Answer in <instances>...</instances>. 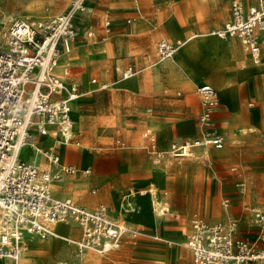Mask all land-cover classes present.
<instances>
[{"label":"rangeland","instance_id":"1","mask_svg":"<svg viewBox=\"0 0 264 264\" xmlns=\"http://www.w3.org/2000/svg\"><path fill=\"white\" fill-rule=\"evenodd\" d=\"M136 1L138 8L137 26L140 29H151L152 31L150 30V32H154V37L166 35L169 41L177 42L178 40L184 41L193 34H209L211 29L222 26L227 20L233 0H215L205 4L203 3L200 7L201 12L199 17L196 16L193 10H190V5H188L189 0H181V10L186 17L187 25H181L178 16L172 13L170 18L163 23L162 31H164V34L157 30L153 31L155 29L154 24L161 18L165 4H170L172 0H144V3H142L141 0ZM240 1L243 2L245 6L246 4L249 5L255 2V0ZM68 2L69 0H0V10L3 12L0 13V21L3 23L2 27L8 29L18 19L47 20L63 13ZM175 2L176 0H173L170 5L171 8L172 6L174 8ZM173 8L172 12H174ZM30 10L36 15L35 18L29 16ZM128 16L135 19L134 16ZM3 17L10 18L3 20ZM147 23H149L150 27ZM150 32L145 33L141 37H125V40H128L126 46L129 50L121 56L124 59L122 62H120L119 58H116L113 62L111 61L110 64L103 66L100 70L90 72L89 75L87 60L91 56L90 55L86 59L80 60L83 62L84 70L79 67L72 69L85 91H89V86L87 85L89 79L92 78L96 80H106L112 84V87L110 92L89 91L76 102L75 108L72 110V119L74 118L73 120L84 122L83 125H87L88 128L83 127L79 130V125L76 124L77 126L73 129V132L75 135L78 134L76 136L77 140L72 143L73 145H69H72V147L80 151L89 152L93 154L95 158L96 151L89 150L92 147L97 148V146L94 145V140L102 146L114 147L110 138L119 131L120 134L124 133L128 135L130 145V147L125 146L124 148L118 149L119 151L130 148L132 151L140 152L137 148H143L142 150L145 157L142 162L153 169L149 184L150 191L154 190L153 193L155 196L152 197L150 191L147 193L134 191L126 195L123 200L119 202V206L117 205V211H119L118 215L120 214V216H122L121 219L126 221L123 214L133 219L135 215L140 214L143 210H150V213L146 214L144 217L153 216V218L156 219V213L151 202L153 198H157L164 208L166 205L162 203L160 196H170L171 191L169 186L177 185V183L178 185L183 184L184 190L179 191V198L176 200L181 210L174 216V222L169 228L174 230L175 237L160 240L158 233L148 232L141 226L129 224L126 226L139 228L144 233V235H139L133 240L135 243L134 246L128 245L131 239L127 237L128 242L124 244V247L120 251L103 257L94 255L96 258L95 262H89L85 257L86 264H164L163 262L157 261V256L164 255L166 252H168V254L169 252H173V256L169 255L171 259L177 255L176 264H190V253L184 246L186 243L185 236L187 234L182 232L179 228L184 226V228L189 229L188 220L193 214L203 215L209 221L222 217L224 212L220 208V193L225 192V189H228L227 191L230 189V186H225V184L231 183V181H229L230 179L227 180V171L229 172V167L232 164L242 165L251 170V174H248V179L250 181L248 182V189L246 192V200L249 206L257 207L264 204V178H259L264 174V162H261L264 160V44L262 45L260 53L261 64L255 69L253 74H248L246 73V67H243V69L239 67L240 61L243 58L239 42L235 39L219 41L223 46H227L231 41H234L239 48V54L236 56L232 57L228 55V57L235 62L234 69L236 73L244 75L239 80L234 79L235 82L229 80L232 79L230 77L223 79L220 73L221 70L218 67V62H215V59H211L203 54L193 56L195 57L194 59L191 60V58H193L191 57L188 60L187 67L189 70L182 69L175 65L173 61L175 58L160 63L156 67H145L142 64L140 65L139 62L142 60V55L144 53L154 52L153 48L158 40L154 38ZM207 39H212V37H207ZM223 42H227L228 44L225 45ZM118 44L121 48L122 45H124L123 42ZM127 54H131V58L127 57ZM83 55L85 54L70 50L68 58L72 64L74 62H79L80 56ZM62 57H60V59ZM129 62L137 63L135 68L137 81V77L141 79L144 75L143 78L147 83V89L142 91V93L132 94L125 91L130 90L137 92L139 91V86L135 89L127 86L122 87L125 89L124 91H116L113 88V84L119 80L117 72ZM100 71H104L101 78L99 76ZM230 71H233V69ZM192 77L200 79V82H197L198 84H192L189 82V78L191 79ZM177 80L180 82L187 80L185 83L187 88H170L178 85ZM201 83L211 84L217 90L218 98H221V102L225 106H221L219 113L215 116L217 119L215 123V133L222 137L224 142L223 149L221 151H211L212 156L209 159L211 163L200 158L189 160L184 163L182 161L183 165L181 167L175 165L170 166L168 162L162 167L153 164L148 150L142 146L140 147V131L143 128L153 131L155 133L154 138L163 149L167 148L166 141H168V138L163 136L164 130L159 127L160 125L171 132V134H169L171 136L168 144L172 141L179 140L182 134V136L186 137L195 135L196 129L199 133V125L197 122V115L200 107L199 99L195 95V89L188 87H194ZM229 84H231V86H228ZM228 108L230 109L228 110ZM157 123L160 125L158 126ZM219 126L223 128V132L221 133L216 130ZM132 139L134 140L131 142ZM77 142L80 143V145L76 146L75 144H77ZM63 148L64 146L62 145L61 150H63ZM101 153L102 150L99 151V154ZM31 156L35 157V152H31ZM41 168L43 169L44 167L41 166ZM159 171H162V173ZM56 182L61 181H54L53 183ZM63 182H66V179L58 184L62 185ZM233 189L240 194L235 185ZM143 190L144 188L139 189V191ZM130 196L136 197L138 204L141 205V212H137L135 209L125 208V203L129 200ZM253 200L261 201L254 203ZM76 202L82 204L79 201ZM230 206L231 209L226 213V217L232 214L235 216L234 219L237 221L238 228H240V226L247 227V229L240 228L238 232L239 236L247 240V235L254 234L257 239L258 228L253 223L251 216H249L248 213L236 215L239 207L234 203ZM169 210V213H171L172 210ZM163 218L164 217L161 215L159 219L162 221ZM132 219L131 221H135ZM70 224L72 226L74 225L73 223ZM151 224L153 225V223ZM63 241H61L62 243L55 239L45 241L51 244L54 243L57 251L53 252L51 249L47 254L31 257L27 264H55L63 260H68L69 264H72L74 262L73 249L67 251L65 247H62ZM164 241L171 242V246L166 245ZM182 241L183 243L181 244ZM257 244L262 246L259 242H257ZM28 253H30V251H28ZM4 264L6 263L4 262ZM170 264L173 263L171 262Z\"/></svg>","mask_w":264,"mask_h":264},{"label":"built area","instance_id":"2","mask_svg":"<svg viewBox=\"0 0 264 264\" xmlns=\"http://www.w3.org/2000/svg\"><path fill=\"white\" fill-rule=\"evenodd\" d=\"M87 1L70 0L67 9L52 18L18 19L8 29L0 30V261L16 264L24 251L25 236L47 240L54 237L58 224L73 223L80 231L77 240L63 238L73 249L75 264H82L88 252L106 255L118 249L124 238L133 241L140 235L111 217L102 205L86 209L70 199L51 195V183L60 181L62 175L76 173L74 168L58 164L54 148L36 149L54 171H43L35 163L19 158L23 148L34 147L35 134H47V126L60 139L55 145L74 143L70 106L81 94L76 83L57 77L54 70L61 51L75 41L76 21L89 12ZM263 32L264 0H258L248 8L231 3L229 20L211 34L222 40L237 38L246 54L258 58ZM175 50V45L161 40L155 45V60L148 59V63L156 66L167 61ZM133 74L135 69L128 66L120 73V79ZM107 87L102 84L100 89ZM195 91L201 108L198 135L172 143L161 152L155 151L153 138L145 134L153 164L160 165L164 160L176 164L200 158L207 161L210 148L222 149L223 139L215 133L214 114L219 106L216 90L202 84ZM230 173L235 176L238 192L244 195L248 174L240 167L230 168ZM228 204L229 200L224 199L222 205ZM249 212L258 228V238L253 243L237 237V221L233 218L207 223L192 216L184 245L191 253L190 264H264V206L250 208Z\"/></svg>","mask_w":264,"mask_h":264},{"label":"crops","instance_id":"3","mask_svg":"<svg viewBox=\"0 0 264 264\" xmlns=\"http://www.w3.org/2000/svg\"><path fill=\"white\" fill-rule=\"evenodd\" d=\"M141 1H142V3H144V0H141ZM257 1L258 0H255V2H253L252 4H249V5L246 4V5H248L246 8H248L251 5H256ZM69 2H70V0H69ZM69 2H68V4H69ZM172 2H173V0H172ZM172 2L170 4L169 3L165 4V7H164L163 12H162V16L154 24L155 29L153 31L157 30V31L164 34V31H162L163 30V23L169 19V17L172 15V13H174V12H172L173 6H172V8L170 6L172 4ZM86 5L88 7L89 12L85 16L83 15L81 20L79 19L78 21H76L75 41L68 44L67 48L65 50L61 51V55L59 56V59H60V57L69 53V50H71V51L75 50L77 53L91 54V56L89 55L90 57L87 60L88 71H89V75H90V72H92V71L96 72L97 70H100L103 66L110 64L111 61L113 62V60L116 58H119L120 62H122L124 60L121 56H123V54H125V52L127 50H129V48L126 46V42H128V40H125V37H141L145 33L150 32L151 29L150 30L140 29L137 26L138 8H137V1L136 0H88ZM67 7H68V5H67ZM67 7H66V9H67ZM173 11H174V8H173ZM0 13H3V12H1V10H0ZM128 15L134 16L135 19L130 18ZM229 18H230V11H229L227 20L222 24V26L229 20ZM105 21H107L109 23V25L107 27L105 26ZM147 24L149 25V23H147ZM222 26H220L219 28H221ZM149 27H150V25H149ZM189 27H190V23H189ZM219 28L211 29L209 31V34H211L212 30H216ZM1 29H5V27H1L0 30ZM88 32L91 33V36H87ZM150 33H152V32H150ZM153 33H152V36L154 37ZM263 34H264V32L261 34L260 49L262 48V45L264 44V35ZM194 35L198 36L197 34H194ZM212 37H214V36H212ZM154 38L158 39L157 42H159L161 40L171 42L167 39L166 35H161L159 37H154ZM214 38H217L220 41H224V40H222L216 36ZM228 39L237 40L239 42L241 52L244 55H248L243 51L242 46L240 44V41L237 38H228ZM121 42L124 43V45H122V48L119 47V44H118ZM156 43H155V45H156ZM171 43L175 44L177 42H171ZM223 43L225 45L228 44L227 42H223ZM237 48H238V46H237ZM153 51L155 52V46L153 48ZM238 51H239V48H238ZM154 52L144 53L142 55V60L139 62V64L140 65L142 64L145 67L151 66L148 63V59L151 61L155 60V53ZM177 52H176V54H177ZM260 53H261V50H260ZM238 54H239V52H238ZM175 55L173 58H171L167 61L173 60L175 58ZM131 56H132L131 54H127V57L131 58ZM248 57L252 61L250 56H248ZM59 59H58V61H59ZM260 62H261V55L259 58V64H260ZM57 64H58V62H57ZM128 66H132L135 69L137 66V63L129 62L122 69H120L119 72H117V76L119 77L118 82L125 81V80L120 79V73ZM156 66H151V67H156ZM76 67H79L82 70H84L83 62L82 61L74 62V63L66 66L65 70L60 75H57L56 73H55V75L57 77L63 79L66 82L76 83L79 87V92H80L81 96L85 95L89 91H92V92H103V91L110 92L111 91L112 84L110 82L103 80V79L102 80H96L95 78L89 79V82L87 85V86H89V88H88L89 91H85L84 87L81 86L80 82L77 79V76L75 75V73L72 70L73 68H76ZM241 69H243V68L241 67ZM54 72H55V70H54ZM103 72L104 71H100V75H99L100 78H101V75ZM143 77H144V75L141 77V79L139 77H137L138 81H139V91H137V92H133L130 90L123 89L120 86V83H118V82L113 84V88L116 91H124L125 90L129 93H132V94L142 93V91L147 89L146 88L147 83L144 81ZM229 80L235 81L234 79H229ZM93 81H94V83H93ZM166 82H167V80H166ZM177 82H178L177 86L170 87V88H177V89H186L187 88V86L185 85L187 80L184 82H180L177 80ZM102 84H105L108 87L104 90H101L100 86ZM202 84H209V83H201L197 86L188 87V88H193L196 90V88ZM209 85L212 86L211 84H209ZM228 86H231V84H229ZM194 92H195L196 97L198 98L196 91H194ZM216 92H217V90H216ZM231 93H232V90H231ZM81 96L77 100L72 102V104L70 106V118H71L73 124L75 123V124L79 125V130H81L83 127H86V128H88V127H87V125L86 126L83 125L84 122L73 120L74 118L72 119L71 112H72L76 102H78L81 99ZM218 102H219V106H218V109L216 110V113L214 114L215 123L217 122V119L215 118L216 114L219 113L221 106H224L221 102V98H218ZM230 102H231V95H230ZM199 104H200V101H199ZM229 106H230V103H229ZM249 106H250V104H249ZM229 109L230 108H228V110ZM199 112H200V107H199ZM199 112H198V115H199ZM198 115H197V119H198ZM154 123H156V122H154ZM157 124H158V126L160 125L159 123H157ZM159 127L164 130L163 136L164 137L166 136L168 138V141H169V138L171 136L169 134H171V132L169 130H167L165 127L163 128L161 125ZM216 130L219 133L223 132V128L221 126L217 127ZM47 131H48L47 134L43 135V136L42 135L39 136V135L35 134L33 136L34 147L28 146V147L23 148L20 151L19 158L24 160V161L35 163L43 171H48V170L54 171V167L49 166L47 161L45 160V158L36 151V149L49 150V149L54 148L55 154L59 157V161L61 164L60 166L70 167V168H74L76 170L75 174L62 175L61 180H60L61 182H56V183L51 184L52 186L55 184V186H54L55 189L58 191V193L60 195H64L65 196L64 198H61L58 195L56 196L54 194L51 186H50V189H51L50 193L52 192V194L55 197L60 198L62 200L63 199H70L74 203H76V204H78V205H80L86 209H94V208L102 205L107 209V211L111 217H113L116 220H119L121 222H124L125 224L127 223L126 225L132 224L135 226H141V227L145 228L148 232H154L156 234L158 233V235L160 236V240H162L164 238L175 237L174 230H171L169 228L172 226V224L174 222L173 221L174 216L177 215L178 212L181 210L178 207L176 200H178V198H179L178 197L179 196L178 193H180L179 191L184 190L183 184L182 185H176L175 184L173 186H169V189L171 191L170 196H168V197L160 196L162 203H164L169 209L172 210V212L169 214H167L168 211H165L164 214H162V216L164 217L162 219V221L159 219V217H161V216H157L156 219H154L153 216L144 217L146 214L150 213V210H143L140 214L135 215L133 218L135 221H131L132 218H129L126 215L124 216V214H123V217L126 220V221H124L121 219L122 216H120V214L118 215L117 205H119V202H121V200H123V198L126 195H128L134 191L140 192V193H147L150 191L149 182L151 181L152 171H153V169H151L150 167H148L147 165H145L142 162L143 158L145 157L144 152L142 150L143 148H137L140 152L132 151V150H130V148L125 149V150H121V151L118 150V149L124 148L125 146L130 147L128 135H126L124 133L120 134L119 131H117L116 135L111 136V138H110L112 141L111 143L114 144V147L102 146L100 143H97V141L94 140V145H96L97 148L92 147L89 149V150L96 151V157L94 158L93 154L86 152V151L83 152V151H80L79 149H77L75 147H72L73 144L71 146L70 145L65 146L63 144H61L59 146L55 145V142L58 140V138H55L51 134L52 133L51 127H47ZM145 134H148L150 136L152 135L151 137L154 140L153 147L156 151L165 152V151H167L170 144H172V143H182L187 139L195 138L198 135V131L196 129L195 135H193V136L189 135L188 137L182 136L183 134L181 133L182 135H180L181 137L179 140L172 141L169 144H168V141H166L167 148L163 149V148H161L159 142L154 138L155 133L153 131L147 129V128H143L139 134V142L141 143L140 147L142 146L145 149H147L148 154L150 155L149 140L144 138ZM74 135H75V133H74ZM77 135H75L74 142H76V140H77V137H76ZM133 140L134 139H132L131 142ZM62 145L64 146L63 150H61ZM75 145L78 146V145H80V143L77 142V144H75ZM223 147H224V142H223ZM223 147H222V149H223ZM222 149L216 150V149L210 148L208 151L207 161H209L210 157L212 156L211 155L212 150L213 151H221ZM101 150H102V153L99 154V151H101ZM31 152H35V157L31 156ZM24 158H26V159H24ZM151 161H152V158H151ZM186 161H189V160H184L183 163ZM167 162H168V165H170V166L175 165L177 167H181L183 165V163L176 164V163L171 162L169 160H164L160 165H157V166L162 167ZM209 162L211 163V161H209ZM261 162H264V160ZM41 166H43L44 168L42 169ZM232 167L243 168L247 174H251L250 173L251 170L243 167L242 165L232 164L229 167V172L227 171V180L230 179L229 181H231V183L230 184L226 183L225 186H230V189H229V191H227L228 189H225V192L220 193V208L224 212L222 214V217L218 218L216 220L209 221L203 215L193 214L192 216L196 215V216L200 217L201 219H203L207 223L224 222L228 218L234 219V217H235L232 214L231 215L229 214L226 217V213H228L229 210L231 209L230 205L232 203H234L236 206L239 207V210L236 212V215H240L241 213H248L249 216H251V214L249 212L250 208H261L264 206V204L261 206H257V207L249 206L248 201L246 200V194L247 193H245L244 195H240L236 192L235 189H233L234 184H235L234 182L236 179L234 178L235 176H233L230 173V168H232ZM85 171H88V173H85ZM261 176L262 177H259V178L263 179L264 174H262ZM65 179H66V182H63L62 185L58 184V183H62V181ZM141 188H144V190L139 191V189H141ZM224 199L229 200V204L226 207H224L222 205V202ZM76 201H79L82 204H80ZM260 201L261 200H253L254 203H258ZM192 216H191V218H192ZM191 218H189V220ZM189 220H188V222H189ZM151 223H153V225ZM188 226H189L188 231L190 232L191 231L190 224ZM130 228L137 229V230L141 231L140 232L141 235H144V233L141 229L136 228V227H130ZM240 228L247 229L246 226H240ZM240 228H238V225H237L236 235L238 238H241L239 236V233H238ZM56 232H57V234H59L60 236H63L64 238L77 240L80 237L79 229L75 225L72 226L71 224H68V225L58 224V225H56L55 226V233ZM189 232H187L186 234H189ZM186 236H185V240H186ZM31 238H33L35 240H40V239L32 237V236H25L24 241H23L24 251L22 253V256L26 252L25 241L27 239V242H28L27 244L29 245V243L31 242L30 241ZM49 239L43 240V241H48ZM241 239H243V238H241ZM55 240H59L61 242L60 239H55ZM243 240H245V239H243ZM256 240H257L256 235L250 234V235H247V240H245V241H247L249 243H253ZM126 242H128L127 237L123 239V241L120 244V246L118 247V249H116V250H114V251H112L106 255H99V254H96L94 252H88V253L94 254L97 256H101V257L109 256L111 253L120 251L124 247V244H126ZM164 242L166 243V245H168L167 242L170 243L169 241H167V242L164 241ZM128 245L134 246L135 243H134V241L130 240V243H128ZM62 247H65L67 249V251H69V249L72 250V248H70V246H68L65 243V241H63ZM129 248H131V247H129ZM73 255H74V253H73ZM169 255L173 256L174 254H173V252H169ZM22 256H21V258H22ZM4 262L6 264H14L11 261H4V260L2 262L0 261V264H4ZM61 262H67L69 264L68 260L59 261V262H56L55 264H59ZM75 263H76V257L74 255V262L72 264H75ZM190 263H191V253H190ZM82 264H86L85 258H83ZM247 264H259V263L255 262V263H247Z\"/></svg>","mask_w":264,"mask_h":264},{"label":"bare ground","instance_id":"4","mask_svg":"<svg viewBox=\"0 0 264 264\" xmlns=\"http://www.w3.org/2000/svg\"><path fill=\"white\" fill-rule=\"evenodd\" d=\"M210 1H215V0H189L188 1V5H190V10H193L194 13L196 14V16L199 17L200 12H201V10H200L201 5H203V3L205 4V3L210 2ZM232 3H239L244 8H246L248 6V5H246V6L243 5V2H241L240 0H233ZM206 5H208V4H206ZM174 13L178 16V19H179L181 25L186 26L187 25V23H186L187 21H186L185 15L183 14V12L181 10V0H176L175 5H174ZM29 16L32 17V18H35L36 15L30 10L29 11ZM9 18L10 17H3V20L9 19ZM2 24L3 23H1V21H0V28L2 27ZM212 36H214V35H212V34H201L200 35L199 34L198 36H195L193 34L192 36L186 38L184 41L178 40L177 43H175V44L172 43L173 45L176 46V50H175L172 58L174 57V55L178 51L177 54L175 55V59L173 60L174 61V64L177 65L178 67H181L182 69L189 70L188 67H187L188 60L191 57H193V56H196V55L199 56V55L203 54V55H205V56H207V57H209L211 59H215L214 60L215 62L216 61L218 62V67L221 70L220 73H221V76L223 77V79L224 78H229V77L232 78V79H235V80L241 79L242 76H244V75L243 74L241 75V74L236 73V71L234 69L235 68V65H234L235 62H233L228 57V55H231L232 57H234V56H236L238 54V48L236 46V43L234 41H231L227 46H223V45L220 44V42H219L220 40H218L217 38H214L215 36L214 37H212ZM207 37H212V39H207ZM69 54H70V50H69V53H67L66 55H64L58 61L57 67L55 69V73L57 75H60L65 70V67L71 64V61L68 58L69 57ZM89 55H91V54H85L83 56H80L79 61L82 60V59L83 60L86 59ZM194 58L195 57L191 58V60L194 59ZM250 58L252 59L253 62L252 61L250 62V60L248 58V55H244L243 54V58L240 61V66L239 67H242V68L243 67L244 68L246 67L247 68V72L246 73L253 74L255 72V69L261 64V63L259 64L260 55H259L258 58L251 57V56H250ZM210 63H209V65H210ZM232 69H233V71H230ZM192 76H194V75H192ZM121 80H125V81H122L120 83V86L121 87H126L127 86V87H130V88H134L135 89V88H138V86H139V83H138V81L136 79V75L135 74L127 77L126 79H121ZM189 82H191L192 84H196L197 82H200V79L192 77L191 79L189 78ZM225 83H227V82H225ZM216 94H217V98H218V93L216 92ZM74 108H75V106H74ZM74 108H73V110H74ZM71 116H72V112H71ZM251 121H252V119H251ZM76 126H77L76 124H74V126H73V123H72V130ZM58 140H60V139L58 138ZM24 159H26V158H24ZM58 164L61 165L60 164V161L58 162ZM159 172L162 173V171H159ZM180 175H181V173H180ZM177 176H178V174H177ZM51 184H50V186H52ZM159 184H160V181H159ZM177 185H178V183H177ZM54 186H55V184L52 186V190H53L54 194L56 196L58 195L59 197L64 198L65 196L64 195H60L58 193V191L55 189ZM50 191H51V189H50ZM150 192L152 193V195H151L152 197L155 196V194L153 193L154 190H151ZM51 195L53 197H55L52 194V192H51ZM55 198H57V197H55ZM57 199H60V198H57ZM151 202L153 204V207H154V210H155V213H156V217L157 216H161L162 214H164L165 211H168V213L170 212V210H169V208L167 206H164V208L162 207L161 202L157 198H155V199L153 198V200ZM125 208L135 209L138 212V211L141 210V205L138 204V202L136 200V197L130 196L129 197V200L126 201V203H125ZM165 208H166V210H165ZM128 228H130V227H128ZM130 229H134V228H130ZM179 229H181L182 232H184L185 234L187 232H189L188 231L189 229L184 228V226H181ZM136 231L139 234L141 232V231H139L137 229H136ZM52 238L53 239H60L62 241L64 237L63 236H60L56 232L55 235H54V237H52ZM52 238H50V239H52ZM186 238H187V236H186ZM30 241L31 242L28 245L27 244L28 242H27V239H26V241H25L26 252L23 254L22 258L16 264H27L31 257L41 256V255L47 254L51 249L53 250V252H56L57 251L56 247L54 246V243L51 244L50 242H45V241H40V240L38 241V240H35L33 238H31ZM185 242H186V240H185ZM182 243H183V241L181 242V244ZM168 245L171 246V242L168 243ZM28 251H30V253H28ZM83 257L84 258L86 257L89 262H95L96 261V258L94 257V254L86 253ZM176 260H177V255H175L174 258L171 259L169 257L168 252H166V254H164V255L157 256V261L158 262H163L164 264H170L171 262L173 264H176L175 263Z\"/></svg>","mask_w":264,"mask_h":264}]
</instances>
